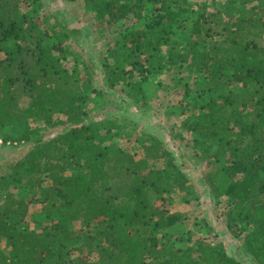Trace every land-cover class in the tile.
<instances>
[{"label":"trees","instance_id":"1","mask_svg":"<svg viewBox=\"0 0 264 264\" xmlns=\"http://www.w3.org/2000/svg\"><path fill=\"white\" fill-rule=\"evenodd\" d=\"M34 1L0 0V131L25 127L4 141L34 143L0 176V264H242L204 239L175 244L170 232L188 217L168 196L193 202L194 183L161 138L142 133L138 158L114 142L131 136L126 125L90 121L93 67L69 45L85 32L26 11ZM82 2L100 33L112 32L104 64L111 88L122 85L147 107L151 74L204 76L194 96L186 89L193 112L183 129L207 160L201 183L224 199L231 235L264 264V6L234 0L197 12L188 0ZM45 132L58 133L44 140ZM37 203L47 217L41 232L27 226Z\"/></svg>","mask_w":264,"mask_h":264},{"label":"rangeland","instance_id":"2","mask_svg":"<svg viewBox=\"0 0 264 264\" xmlns=\"http://www.w3.org/2000/svg\"><path fill=\"white\" fill-rule=\"evenodd\" d=\"M234 0H188V7L194 11L201 5L212 12L224 11V5ZM257 4L264 6V0H257ZM26 11L48 17L50 14L60 17L70 27L83 29L85 34L80 42H70L71 51L78 53L84 61L93 67V88H88L90 100L87 110L90 111V121L104 118H114L126 125L129 137H120L114 142L123 149L133 153L138 158L145 155L143 147L136 142L142 133L156 135L161 138L167 148L174 153L183 169L188 173L190 180L194 183L199 196L193 203L185 206L184 195L177 192L168 196V201L173 210L187 211L189 219L184 229L178 232L171 231L170 237L177 246H182L188 237L192 240L204 239L214 246L223 245L228 254L242 264H257L252 256L244 248L242 238H234L228 228L225 218L226 205L224 199L217 203L208 194L207 187L201 183V179L209 167L207 160L197 158L195 147L192 145V136L183 129L184 122L193 112L192 95L187 96V90L193 92V96L205 82L200 73H190L186 70L164 73L158 76L150 75V91L153 99L147 107H143L138 98L131 97L125 91V87L118 85L111 88L107 83L104 73L105 62H111L109 56V39L112 35L108 31L100 33L95 16L84 5L82 0L70 2L69 0H37L31 4L23 5ZM129 25V24H128ZM188 31H180L176 38V48L181 49L179 43H183ZM170 47V46H169ZM167 46L164 47L167 53ZM99 94H96V93ZM34 126V125H33ZM35 127V126H34ZM25 127L17 129L8 128L0 131V176L10 172L8 167L24 158L32 149L33 141L29 143H18L4 141L5 135H20ZM58 133V132H57ZM57 133H42L44 140L54 137ZM37 136L33 135L32 139ZM111 144V143H108ZM153 167L161 166V162L151 161ZM192 203V204H191ZM4 204V194L0 192V208ZM42 204L31 206V213L27 219L29 230L41 232L47 221L46 214L42 211ZM206 217V218H205ZM199 219H205L200 222ZM219 223V230L215 234L211 231L212 221ZM215 228V226H214ZM210 230L209 231H207ZM206 230V231H205ZM191 233L189 235V233ZM187 233V234H186ZM186 235V236H185ZM181 237H184L181 239Z\"/></svg>","mask_w":264,"mask_h":264},{"label":"crops","instance_id":"3","mask_svg":"<svg viewBox=\"0 0 264 264\" xmlns=\"http://www.w3.org/2000/svg\"><path fill=\"white\" fill-rule=\"evenodd\" d=\"M156 136V135H155ZM212 198V197H211ZM213 199V198H212ZM193 203V202H192ZM191 203V204H192ZM190 204V202H185V206H188ZM174 211H179V212H182V213H184V214H186L187 215V217H188V219H189V215H188V213H187V211H184V210H174ZM206 218V217H205ZM226 218V217H225ZM188 219L184 222V225H183V227H180L178 230H174L175 232H178L179 230H181V229H184L185 228V226H186V223H187V221H188ZM199 221L200 222H204L205 221V219H199ZM211 224V227H209L210 229H211V231L214 233L215 232V230H219V223L217 222V221H215V220H213L212 221V223H210ZM214 226H215V228H214ZM215 229V230H214ZM206 231V230H205ZM207 231H209L210 232V230H208L207 229ZM191 234V233H190ZM215 234V233H214Z\"/></svg>","mask_w":264,"mask_h":264}]
</instances>
